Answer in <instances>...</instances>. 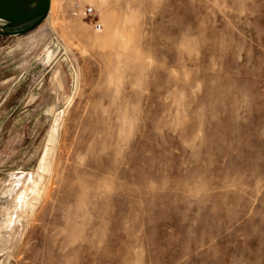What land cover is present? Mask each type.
<instances>
[{"label":"rangeland","instance_id":"374dc122","mask_svg":"<svg viewBox=\"0 0 264 264\" xmlns=\"http://www.w3.org/2000/svg\"><path fill=\"white\" fill-rule=\"evenodd\" d=\"M0 264H264V0L0 34Z\"/></svg>","mask_w":264,"mask_h":264},{"label":"water","instance_id":"95a60500","mask_svg":"<svg viewBox=\"0 0 264 264\" xmlns=\"http://www.w3.org/2000/svg\"><path fill=\"white\" fill-rule=\"evenodd\" d=\"M52 0H0V34L19 35L25 33L48 15ZM31 22L22 29L11 30L15 26Z\"/></svg>","mask_w":264,"mask_h":264},{"label":"built area","instance_id":"2783aa9c","mask_svg":"<svg viewBox=\"0 0 264 264\" xmlns=\"http://www.w3.org/2000/svg\"><path fill=\"white\" fill-rule=\"evenodd\" d=\"M73 14L74 15H80L82 17L91 16L93 14V8L92 7H82V6H80V4L77 3L75 5ZM94 28L96 30H100L101 24L99 22H95L94 23Z\"/></svg>","mask_w":264,"mask_h":264},{"label":"bare ground","instance_id":"6f19581e","mask_svg":"<svg viewBox=\"0 0 264 264\" xmlns=\"http://www.w3.org/2000/svg\"><path fill=\"white\" fill-rule=\"evenodd\" d=\"M49 46V45H48ZM44 53V52H43ZM42 54V53H41ZM72 72V71H71Z\"/></svg>","mask_w":264,"mask_h":264}]
</instances>
